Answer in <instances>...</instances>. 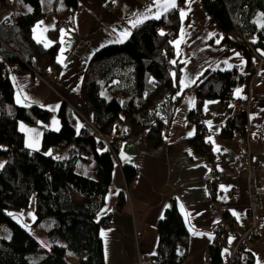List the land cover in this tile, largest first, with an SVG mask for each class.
<instances>
[{
	"label": "trees",
	"instance_id": "obj_1",
	"mask_svg": "<svg viewBox=\"0 0 264 264\" xmlns=\"http://www.w3.org/2000/svg\"><path fill=\"white\" fill-rule=\"evenodd\" d=\"M15 1L20 8L15 14L16 21L11 17L0 24V158L4 159L0 167V225H5L10 232L9 239L0 237V264H102L99 230L110 224L111 215H100V212L105 205L121 142L141 135L146 146L159 145L172 129L183 92L192 88L196 97L188 112V121L195 132L186 141L197 155L212 161L215 152L206 139L205 104L218 100L227 107L238 101L235 91L243 82V74L235 69H206L194 85L181 90L183 63L174 44L181 20L177 9H171L160 18L137 26L126 41L97 50L86 66L79 92L93 110L92 119L116 155L102 139L81 130L77 132L66 102L58 112L60 129L45 131L41 150L31 152L24 145L18 122L34 124L46 120L49 112L37 105L16 104L15 89L6 66L17 63L28 69V65L34 63V68L57 78L62 68L57 62L58 30L63 23H72L78 1ZM200 1L209 25L222 34L219 44L236 49L246 58L249 69L250 45L264 53V38L259 37L252 43L247 41L250 35L259 36L264 29V0ZM11 2L0 0L2 6ZM47 16L58 19L57 28L51 31L55 41L49 47L32 35V28ZM2 69L6 73H2ZM246 122L244 113L230 118L222 126L221 136L232 139L234 132L245 134ZM71 145L78 152L69 159L61 160L53 155ZM79 160L84 161L93 177L76 171ZM121 170L130 187L137 179V168L123 164ZM33 202L31 225L46 235L47 247L13 217ZM124 204L123 191L115 207L121 210ZM221 217L225 221L231 219L225 214ZM158 232L166 264H183L189 233L176 206L167 208L158 223ZM221 232L217 223L208 264H223L226 258L223 246L227 235ZM177 242L184 251L181 256L175 255ZM243 257H248L249 264H253L246 248L234 259L239 261Z\"/></svg>",
	"mask_w": 264,
	"mask_h": 264
},
{
	"label": "crops",
	"instance_id": "obj_2",
	"mask_svg": "<svg viewBox=\"0 0 264 264\" xmlns=\"http://www.w3.org/2000/svg\"><path fill=\"white\" fill-rule=\"evenodd\" d=\"M77 1L78 8L71 26L58 30L57 62L62 68L57 78L43 81L17 63L6 66L15 89L16 104L37 105L49 112L46 120L34 124L18 122V129L24 135V145L29 151L41 150L45 131L60 129L58 112L65 102L77 132L81 130L80 115L93 116V110L83 100L78 88L88 62L99 48L126 41L137 26L158 19L175 8L181 20V28L174 41L183 63L181 90L194 85L206 69L241 72L243 82L235 91V99L247 104L252 162L264 161V70L257 77L252 76L243 55L234 48L219 44L222 34L209 25L200 0H174L175 7L171 6L172 0H148L146 3L144 0ZM17 3L12 0L7 6L0 4V24L18 13ZM109 6H113L112 11L108 10ZM57 26L58 19L47 16L32 28V35L36 41L49 47L55 41L51 31ZM195 97L192 88L183 92L172 129L159 145L149 147L134 137L121 142L105 205L100 212V215H111L110 224L99 230L102 264H137L139 254L154 255L159 245L158 223L172 205L181 212L189 233L183 264H207L209 247L222 215L230 216L234 222L232 232L227 236L226 253L245 231L246 181L243 176H235L233 171L238 147L233 138L220 134L224 123L232 118V105L225 107L218 100H209L205 104L206 139L215 152L212 161H207L197 155L186 141L195 132L188 121V112ZM77 152L71 145L61 152H53V155L66 160ZM3 163L4 159L0 158V167ZM80 163L91 177L93 174L84 161L79 160L77 166ZM123 164H132L138 170L137 179L129 188L121 170ZM261 176L264 177V170ZM206 179L214 182L213 198L207 193ZM123 191L125 204L117 210L118 196ZM213 204L217 206L218 216L211 211ZM34 206L33 202L27 209L17 212L27 220L25 222L31 220L30 224L34 222ZM258 219L260 233L254 240L245 242V248L251 254L253 264H264V195ZM223 264H228L226 258Z\"/></svg>",
	"mask_w": 264,
	"mask_h": 264
},
{
	"label": "built area",
	"instance_id": "obj_3",
	"mask_svg": "<svg viewBox=\"0 0 264 264\" xmlns=\"http://www.w3.org/2000/svg\"><path fill=\"white\" fill-rule=\"evenodd\" d=\"M148 2V0H145ZM112 10V6H111ZM16 21V19H15ZM69 24L67 22L61 25L62 29H67ZM259 37L264 38V29L260 31V35H250L247 41L249 43L256 42ZM250 49L252 51V58L250 61L249 70L250 72H259L260 67H264V53L259 48H254L250 45ZM34 63L28 65V69L32 71L34 74L39 72L40 74L44 73L42 69H36L33 67ZM38 70V71H36ZM2 73H6L5 69H2ZM257 73L254 77H257ZM38 76V75H37ZM39 77V76H38ZM40 78V77H39ZM246 104L240 101H234L232 104V118L240 117L242 114H246ZM82 116V125L81 131L84 134L89 136H93L99 139H102L105 144H107L114 155L115 153L112 151V147L110 143L107 141L105 136L100 133L99 126L93 119H89V117L84 118ZM233 140L237 144L238 154L237 159L234 164V174L235 176H243L246 181V197L248 200L247 203V219H246V229L245 231L237 238V242L227 251L226 259L228 264H249V258L243 257L239 261H235V256L241 251L242 248H245V242L248 240H254L258 237L260 233L259 227V219H258V210L261 207L262 196L264 195V177L261 176V172L264 170V161L258 162L254 164L252 162V154L249 148V143L251 141V135L249 132V128H246L245 134L242 136L237 132H234ZM206 190L209 196H212L214 193V182L212 179L205 180ZM212 213L214 215H219L217 206L213 204ZM230 221V222H229ZM218 225L221 228V233L223 235H229L233 229V219L231 218L228 221H225L222 217L218 219ZM227 243V242H226ZM223 246L225 250L226 244ZM162 245L159 244L157 250L154 255L148 256L144 254H139L137 258V264H166L164 257L162 256ZM176 254L177 256H181L184 254V251L181 249V244L179 242L176 243ZM208 264V259H207Z\"/></svg>",
	"mask_w": 264,
	"mask_h": 264
},
{
	"label": "rangeland",
	"instance_id": "obj_4",
	"mask_svg": "<svg viewBox=\"0 0 264 264\" xmlns=\"http://www.w3.org/2000/svg\"><path fill=\"white\" fill-rule=\"evenodd\" d=\"M145 1V0H144ZM146 3V2H145ZM113 7V6H112ZM108 10L109 11H112L111 10V6H109L108 7ZM13 18H12V20L13 21H15V16H12ZM68 23V22H67ZM69 24V27L71 26V24L72 23H68ZM68 27V28H69ZM67 28V29H68ZM107 45H111V44H106V45H104V46H102L101 48H103V47H105V46H107ZM101 48H99V49H101ZM98 49V50H99ZM249 70V69H248ZM261 70H264V67L263 66H261L260 67V70H259V72L261 71ZM36 71H38V70H36ZM250 71V70H249ZM259 72L257 73V72H251L252 73V76H254L256 73H257V76H258V74H259ZM40 77H38V76ZM35 76L38 78V79H40V80H43V81H47V80H51V79H53L54 78V74H48V72L47 71H44V73L43 74H40L39 72H37V74L35 73ZM244 104H246V103H244ZM247 105V104H246ZM69 107H71L70 105H69ZM82 115H84V118H87V117H89V119H92V117H90V116H87V115H85V114H82ZM80 117H81V119H82V116L80 115ZM248 123L246 122V128L248 127V125H247ZM82 125V124H81ZM244 135V134H243ZM242 135V136H243ZM135 139H138L139 140V142L141 143V144H143V145H146V142H145V139H143L142 138V136L140 135V136H135L134 137ZM114 155H116V154H114ZM117 156V155H116ZM86 168L84 167V165H81V163L77 166V168H76V171L79 173V174H82V175H85V176H88V174L86 173ZM93 175H91V177H92ZM127 188H129L128 186H126ZM30 211H28V213H29ZM14 219L17 221V222H19L23 227H25L26 229H28V231H30L33 235H34V237L38 240V242L41 244V245H43V246H49V240L47 239V237H46V235L37 227V226H32L30 223H31V220H28V222H25V221H27L26 219H24L23 218V216L22 215H20L19 213H14ZM0 237H4V238H6V239H9L10 238V232H9V229L5 226V225H0Z\"/></svg>",
	"mask_w": 264,
	"mask_h": 264
},
{
	"label": "snow or ice",
	"instance_id": "obj_5",
	"mask_svg": "<svg viewBox=\"0 0 264 264\" xmlns=\"http://www.w3.org/2000/svg\"><path fill=\"white\" fill-rule=\"evenodd\" d=\"M171 6H172V7H175V2H174V0H172ZM182 15H183V13H182Z\"/></svg>",
	"mask_w": 264,
	"mask_h": 264
},
{
	"label": "bare ground",
	"instance_id": "obj_6",
	"mask_svg": "<svg viewBox=\"0 0 264 264\" xmlns=\"http://www.w3.org/2000/svg\"><path fill=\"white\" fill-rule=\"evenodd\" d=\"M164 117V116H163Z\"/></svg>",
	"mask_w": 264,
	"mask_h": 264
}]
</instances>
